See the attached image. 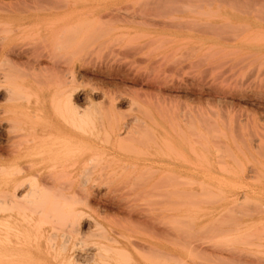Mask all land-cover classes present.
<instances>
[{
    "label": "rangeland",
    "instance_id": "rangeland-1",
    "mask_svg": "<svg viewBox=\"0 0 264 264\" xmlns=\"http://www.w3.org/2000/svg\"><path fill=\"white\" fill-rule=\"evenodd\" d=\"M39 1L13 18L37 26L9 33L0 18L27 53L0 56V84L20 96L11 104L0 90V122L26 115L24 127L45 126L56 87L77 88L81 105L95 97L78 108L91 121L80 133L110 150L92 156L84 180L0 204L1 231H20L33 255L65 234L67 246L80 243L74 255L100 249L88 264H264L263 2ZM124 122L128 136L112 138ZM77 213L83 235L67 225Z\"/></svg>",
    "mask_w": 264,
    "mask_h": 264
},
{
    "label": "bare ground",
    "instance_id": "bare-ground-1",
    "mask_svg": "<svg viewBox=\"0 0 264 264\" xmlns=\"http://www.w3.org/2000/svg\"><path fill=\"white\" fill-rule=\"evenodd\" d=\"M53 1L54 0H52V2ZM259 1H262L264 4V0H258V2ZM15 2L17 4H22L23 5L22 7L25 6L27 8L22 9V10L21 9L16 10L15 7H13L15 8V10L12 8H8V7L13 6L14 2L10 3L12 4L11 6L8 5V7L6 8H1L2 10H0V18L3 17V20L5 19L7 22L10 21V24L12 25L11 29L7 28L8 32L9 30L10 32H13V31L16 32L17 30L25 28L26 26H29V25L37 26L40 24L39 22H37L38 20L36 21L35 18L31 19V15L30 17L27 16L30 19H27V20H25L26 18L22 19L25 21H21L20 19L19 20L20 22H14L13 18H17L16 16L18 14H21V18L23 17L22 14H25V15L31 14L29 10L32 8V6L36 8V4H38L36 2L40 3L41 1L39 0H17ZM44 2H46V0L43 1V3ZM46 5L49 6L48 4ZM46 5L44 7H46ZM39 7L41 6L39 5ZM49 7H46V8H49ZM28 8L29 10H27ZM43 8L41 7V9ZM54 8H57V7H54ZM255 16H258V14ZM61 23L62 22H57L54 24L55 26L54 29L56 28L57 35L64 32L65 30V26H62L63 24ZM6 27H8V25ZM2 29L5 30V28H1L0 31ZM8 32L6 34H8ZM0 33H4V32H0ZM55 36H56V33H55ZM10 37H5V33H4V36L0 37V56L8 58V60H13L17 62L20 60V58L23 57V55H26L27 53L24 51V49H22V46L11 45ZM37 50H39V48H37ZM34 51L35 49L32 52ZM37 52L39 53V51H36L35 54H37ZM43 55L45 54L41 53L38 56L36 55V57L32 58L33 61L31 62L33 63H30V64H35L34 66L37 65V67L38 65L40 66L41 64H40L39 59ZM25 57H27V55ZM44 57H46V55ZM56 65L57 64L53 63L52 68H55L58 66ZM34 66L33 68H35ZM57 69H59V67H57ZM60 69H61V66H60ZM78 69L75 71L77 72ZM62 70L63 69H61V71ZM1 77L2 76L0 75V80H1ZM57 87H56V90H57ZM0 90L4 92L5 100L10 102L11 104L12 103L15 104L17 98L20 97V96L16 97V94H14L13 90L10 87H2V85L0 84ZM56 90H55V95H54L56 101L54 102V105H53L54 112L44 113L43 115V117L45 116V126L39 125V126L32 127V128L24 127L26 123L25 121L28 118V116L26 115L21 116V118L16 119L15 117H13V118H9L8 120H4L3 122H0V204L4 206L6 205L10 206V204L13 205L14 203H17L18 198H25L29 196L30 194L36 192L34 190L37 188H38L37 190L39 189L42 190L41 188L46 189V187L47 188L56 187V189L58 190L59 188L57 185L58 183H61L58 181L60 179L62 180L66 178L73 179L74 177H76V179L78 178L80 180H84L87 174H89L94 169V167H96V164L95 165L93 164L96 158H93L92 156L101 154V153L109 154L110 147L108 148L106 147L105 140L104 142L101 141V143L103 142V144L105 145L104 146L101 143L100 144L97 143L99 142L98 138H97L98 140L96 141L92 139L91 136L88 135L89 136L88 137L80 133V132H83L84 126L86 127V122L91 123V121L89 120L88 121L86 120L84 122L81 120L82 114L80 113V109L81 107L86 108V106H91L95 100V97L88 93L87 95L84 94L85 96H83V99L81 98V100L84 101V106H83L81 105V103L78 102L80 98L78 99L79 91H77V88H72V90H70L63 85L62 87H60L59 85L57 92ZM60 107L63 109V112L60 111L61 109ZM78 108H80L79 111H78ZM83 108L82 110H84ZM85 115H87V113ZM88 117H85V118H88ZM17 120H18V123H17ZM82 123L83 125L81 127ZM88 127L89 126L87 125V128ZM112 133L113 132H111V134L109 133V135H111V137L113 136L112 138H117V140L119 139L118 137L128 136V134L130 133L129 123L124 122L121 126H119L118 131L116 133H113V135ZM81 160H86V164L84 165V167H82L83 164L79 166L81 163ZM58 198L59 197H57V199L55 200H52L53 198H51L49 202L52 201L51 203L52 206L55 205L53 201L58 202ZM60 199L62 198L60 197ZM63 199H66V198H63ZM56 207L54 206V208ZM75 216H77L76 217L78 218L77 220L75 219ZM73 218L76 220L75 222H72L74 221L73 219L70 223L67 222L68 224L67 223L66 224L70 226V229L72 227V231H74L76 234L78 235L82 233L84 234L87 228L86 227L81 228V222L83 220L85 221L86 219H83L81 217V213H77L76 215H73ZM1 230L2 229H0V264H86L87 262H89V260L90 262H93L91 258H95V256L100 255L98 254L100 249H98L95 252L88 251L87 249L85 253L80 252L79 254L74 255L73 252H75V247H76V244L74 243H77V242H73V245L75 247L72 244H71L72 247L67 246V243H69L67 238H70V237H65V234L63 235V238L61 235L62 242L59 241L61 242V243L58 242L59 245H56L58 243H56L55 245L50 243L49 247L43 250L39 249V247L36 246L35 248L38 254L33 255L32 253L29 252L28 246L26 245L27 239L25 238L26 240H24L21 238L22 235L20 231L15 230L13 234L7 235L6 232L1 231ZM11 236H14V237H11ZM51 236L53 235L51 234ZM48 240L51 241V239H48ZM78 244L80 243H77V245ZM105 249L101 248V250L104 253L106 252ZM89 253L92 256L91 258L89 256L90 255ZM100 262L106 264V262L104 261H100ZM95 263L96 262H94V264ZM107 264L109 263L107 262Z\"/></svg>",
    "mask_w": 264,
    "mask_h": 264
}]
</instances>
